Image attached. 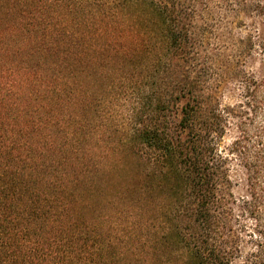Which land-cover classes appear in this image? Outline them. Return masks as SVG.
<instances>
[{
	"label": "trees",
	"instance_id": "trees-1",
	"mask_svg": "<svg viewBox=\"0 0 264 264\" xmlns=\"http://www.w3.org/2000/svg\"><path fill=\"white\" fill-rule=\"evenodd\" d=\"M262 23L264 0H0V264H264Z\"/></svg>",
	"mask_w": 264,
	"mask_h": 264
},
{
	"label": "rangeland",
	"instance_id": "rangeland-1",
	"mask_svg": "<svg viewBox=\"0 0 264 264\" xmlns=\"http://www.w3.org/2000/svg\"><path fill=\"white\" fill-rule=\"evenodd\" d=\"M261 29H263L264 31V23H262ZM245 69L257 76L264 75V54L255 53L254 55H252L246 61ZM229 141L230 139L226 138V140L224 141V145L229 144ZM238 177H236L237 184L235 185L233 189L236 197H240L244 195V192H245L244 182L242 180V177H240V173Z\"/></svg>",
	"mask_w": 264,
	"mask_h": 264
}]
</instances>
